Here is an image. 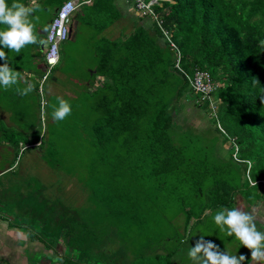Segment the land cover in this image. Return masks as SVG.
<instances>
[{
	"label": "trees",
	"instance_id": "trees-1",
	"mask_svg": "<svg viewBox=\"0 0 264 264\" xmlns=\"http://www.w3.org/2000/svg\"><path fill=\"white\" fill-rule=\"evenodd\" d=\"M29 1L38 3L41 16H52L45 28L34 21L36 43L20 53L4 49L9 66L19 73L30 70L38 58L39 80L43 82L45 74L47 80L61 55H68L63 43L73 38V30L81 24L91 29L85 51L77 59L72 56L73 70L68 73H81L72 76L85 80L90 92L78 102L88 101L87 118L92 122H79L78 127L94 135L99 148L111 152L119 173L128 176L121 183L124 191L113 203H105L106 213L122 221L120 229H141L150 212L161 225L181 215L178 228L183 234L175 237L179 251L165 254L168 264H183L189 257L181 254L183 249L188 243L195 246L190 240L193 230L216 231L219 227L210 219L235 208L238 195L247 207L264 202V0H158L149 6L150 12L140 14L135 31L117 39L102 35L118 11L114 1L81 0L71 18L72 32L60 43L58 62L50 70L45 65L47 31L66 0ZM13 2L6 0L9 6ZM134 6L137 9L136 0ZM198 69L215 85L207 96L192 84ZM40 89L37 83L38 94ZM188 102L199 114L209 115L205 128L187 123L183 107ZM38 139L31 136L26 144ZM144 209L147 213L139 214ZM102 245H83L93 253L85 256L80 250L77 258L83 261L78 263L97 264L94 253Z\"/></svg>",
	"mask_w": 264,
	"mask_h": 264
},
{
	"label": "rangeland",
	"instance_id": "rangeland-1",
	"mask_svg": "<svg viewBox=\"0 0 264 264\" xmlns=\"http://www.w3.org/2000/svg\"><path fill=\"white\" fill-rule=\"evenodd\" d=\"M113 1L118 11L113 13L112 23L102 32V35L109 38L111 33L118 34L117 38L127 37L135 31L134 24L135 21L136 24L139 23L140 14L152 10L145 8L141 12L135 8L134 12V0ZM156 1L158 0H149L146 7ZM28 2L30 3L26 7L34 9L29 19L33 24L34 21L41 22V27L45 28V21L52 15L46 13L41 16L40 6L36 7L38 3L29 0ZM125 7L128 9L127 13ZM78 8L79 6L77 10ZM146 19L151 20L150 17ZM72 33L73 38L63 43L70 58L68 55H61L60 63L48 73L47 80H39L42 72L38 69L40 59L37 58L29 65L31 69L27 74H31L30 76L22 78L23 73H20L17 84L8 88L0 86V168L5 166L6 157H10V148L16 149L17 155V174L15 173L14 178L9 174L0 178V197L7 199L16 213L23 209L24 213L29 214L28 219L32 218L34 225H39L42 219L45 223L41 229L43 233L52 238H59L61 235L64 236L63 240L67 238L68 246L74 249L72 253H75L73 264H82L78 263L77 248L83 249L84 255L88 256L93 253L90 250L92 244L103 242L104 245L94 253L93 259H97V264H112V261L114 264H168L169 259L165 251L175 250V237L183 234V228H178L181 215L178 214L170 224L161 225L154 219V213L150 212L149 220L145 218L141 229L129 228L128 225L120 229L123 227L122 221L118 222L106 213L108 209L105 203H113L118 198L119 191H124L121 183H124L128 176L125 171L119 173L111 152L100 149L94 141V135L90 137L89 132L83 127H78L79 122H92L87 118L88 101L83 100L81 105L78 102L79 99H85L90 92L83 79L80 78L77 83L78 78L72 76L81 73L68 72L73 70L72 56L77 59L80 51H85L84 42L88 41L92 33L86 24H81ZM70 52L72 54H69ZM85 57L89 58V53ZM88 61L81 62L86 64ZM3 63V60H0V65ZM79 71L81 72V69ZM37 83L39 87L41 85L40 94L35 90ZM28 84L33 85V90L27 95H20L19 91ZM58 98L68 101L72 109L71 114L62 121H56L52 116L53 106H58ZM183 109L186 110L184 115L187 123L198 128L207 126L209 115L205 117L199 114L198 109L190 102L186 103ZM31 136H39L40 146L26 144V139ZM16 139L19 140L17 145ZM22 168L25 169L20 172ZM5 182L10 185L8 188L4 186ZM236 200L235 208L254 214L256 222L263 225L260 227L256 223L257 230L264 232V202L259 206L247 207V202L240 195ZM141 212L147 213V210L144 209L139 214ZM210 222L215 223L213 218ZM198 230L194 229L190 235L194 245L203 236L204 240L216 244L221 252L244 255L246 259L242 264H264V261H253L250 250L243 247L234 235L228 236L226 231H221L220 228L212 232L201 228L200 234ZM90 237H93L92 241ZM188 250L189 243L181 254H187ZM99 254L100 258L97 257ZM184 259L183 264H194L189 257Z\"/></svg>",
	"mask_w": 264,
	"mask_h": 264
},
{
	"label": "clouds",
	"instance_id": "clouds-1",
	"mask_svg": "<svg viewBox=\"0 0 264 264\" xmlns=\"http://www.w3.org/2000/svg\"><path fill=\"white\" fill-rule=\"evenodd\" d=\"M33 11L34 9L15 0L11 6L6 0H0V25H6V28L0 30V60L4 61L0 65V86L4 88L17 84L20 78V73L9 66L4 49L20 53L26 45L37 42L34 24L29 19ZM260 45L264 47V40L260 41ZM49 62L55 64L57 60L53 57ZM32 90L33 85L28 84L19 91V94L27 95ZM261 102L264 103V98ZM71 111L69 102L58 98V106H53V119L62 121L71 114ZM248 164L250 169L251 161ZM249 182L255 186L251 176ZM213 220L221 231H226L228 236L234 235L243 247L250 250L253 261H264V232L257 230L256 217L251 212H245L240 208L221 210L215 214ZM188 256L194 264H242L246 259L244 255H229L221 252L216 244L204 240L203 236L196 241L195 246L190 247Z\"/></svg>",
	"mask_w": 264,
	"mask_h": 264
},
{
	"label": "crops",
	"instance_id": "crops-1",
	"mask_svg": "<svg viewBox=\"0 0 264 264\" xmlns=\"http://www.w3.org/2000/svg\"><path fill=\"white\" fill-rule=\"evenodd\" d=\"M74 1L79 3V0ZM90 2L91 0H85V3L89 4ZM133 11L135 12V6ZM127 12L128 9L125 13ZM111 35V39H117L119 36L116 33H111ZM27 73V71H24L21 74L22 78L31 75ZM54 81L57 83V79ZM62 91L64 90L62 89ZM32 144H39V139ZM10 150L12 152L11 155H8L10 157H6L5 166L0 168V178L6 174H9L10 177H15L17 155H15L14 148H10ZM25 168H22L20 172ZM23 174L25 175L26 171ZM4 186L8 188L10 185L5 182ZM28 216L29 214L24 213L23 209L18 210V213H16L12 206L8 204V200L0 197V264H66L68 258L70 259L69 264L73 263L75 254L72 251L74 249L72 250L68 246L67 238L65 237L66 240H63V235L59 236V238H52L48 234L43 233L41 229H43L45 223L42 219L39 225H34L32 218L29 217L28 219ZM79 251L77 248V252Z\"/></svg>",
	"mask_w": 264,
	"mask_h": 264
},
{
	"label": "built area",
	"instance_id": "built-area-1",
	"mask_svg": "<svg viewBox=\"0 0 264 264\" xmlns=\"http://www.w3.org/2000/svg\"><path fill=\"white\" fill-rule=\"evenodd\" d=\"M149 6L146 7V2L143 0H136V7L142 12L145 8H149ZM76 7L77 3L74 0L64 1L56 10V14L50 22L49 29L47 31V43L49 45L47 51L45 52V65L47 70H50L57 64L59 59V45L62 40L70 36L69 29L71 27V18L76 10ZM53 57L57 60L55 64L49 62ZM46 77L47 74L42 77V81H44ZM192 84L194 88L197 91L202 92L204 96H207L212 88L215 87V85L209 80L208 74L199 69L194 72ZM232 156L237 159L236 152H234Z\"/></svg>",
	"mask_w": 264,
	"mask_h": 264
},
{
	"label": "water",
	"instance_id": "water-1",
	"mask_svg": "<svg viewBox=\"0 0 264 264\" xmlns=\"http://www.w3.org/2000/svg\"><path fill=\"white\" fill-rule=\"evenodd\" d=\"M71 32H72V27H70V29H69V34H71Z\"/></svg>",
	"mask_w": 264,
	"mask_h": 264
}]
</instances>
